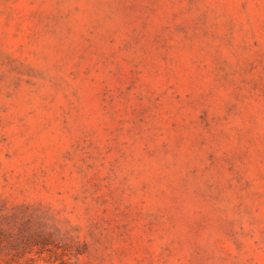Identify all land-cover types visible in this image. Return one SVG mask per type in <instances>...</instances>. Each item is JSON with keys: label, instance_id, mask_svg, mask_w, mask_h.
I'll list each match as a JSON object with an SVG mask.
<instances>
[{"label": "rangeland", "instance_id": "obj_1", "mask_svg": "<svg viewBox=\"0 0 264 264\" xmlns=\"http://www.w3.org/2000/svg\"><path fill=\"white\" fill-rule=\"evenodd\" d=\"M0 264H264V0H0Z\"/></svg>", "mask_w": 264, "mask_h": 264}]
</instances>
